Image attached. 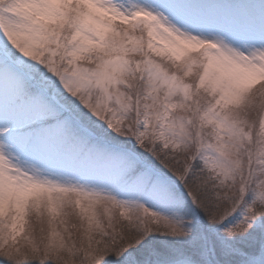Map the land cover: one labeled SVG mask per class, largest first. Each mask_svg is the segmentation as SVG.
I'll use <instances>...</instances> for the list:
<instances>
[{"label":"snow or ice","instance_id":"obj_1","mask_svg":"<svg viewBox=\"0 0 264 264\" xmlns=\"http://www.w3.org/2000/svg\"><path fill=\"white\" fill-rule=\"evenodd\" d=\"M0 264H264V0H0Z\"/></svg>","mask_w":264,"mask_h":264}]
</instances>
